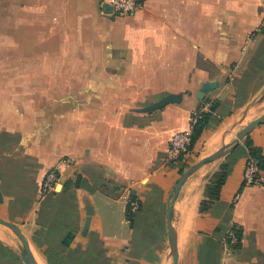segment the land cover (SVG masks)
<instances>
[{
	"label": "crops",
	"instance_id": "crops-1",
	"mask_svg": "<svg viewBox=\"0 0 264 264\" xmlns=\"http://www.w3.org/2000/svg\"><path fill=\"white\" fill-rule=\"evenodd\" d=\"M263 14L264 0H141L123 16L103 0H0V71L10 61L13 72L0 78V217L21 228L38 264H172L174 184L264 113ZM168 94L180 100L144 110ZM212 102L193 149L169 160L170 136ZM249 135L264 156V120ZM247 159L243 139L183 183L177 264H264V187L244 184ZM221 163L220 198L199 212ZM53 165L59 184L40 196ZM0 264H25L3 226Z\"/></svg>",
	"mask_w": 264,
	"mask_h": 264
},
{
	"label": "water",
	"instance_id": "water-1",
	"mask_svg": "<svg viewBox=\"0 0 264 264\" xmlns=\"http://www.w3.org/2000/svg\"><path fill=\"white\" fill-rule=\"evenodd\" d=\"M179 100H180V95L168 94L162 97L160 100L147 106L144 110H152V109L160 108L167 103L177 102ZM263 120H264V113L254 118L249 123H247L245 126H243L241 129H239L236 132V135L233 140H231L228 143L223 144L218 149H216L214 152L200 158L198 161L188 166L181 173L180 177L174 184L169 194L168 201H167V207H166V225H167V233H168V242H169V247H170V251L172 255V264H177V257H178L175 230H174L173 223H172L173 205H174V202L179 194V191L183 183L186 181V179L191 174L196 172L201 166H203L206 163H211L217 159H220L225 154H227L229 151H231L240 141H242L251 132V130L256 125L261 123ZM0 226L8 228L10 231H12L15 234V236L19 240V251H20L21 258L24 263L25 264H38L31 251V248H30V245L27 239L25 238L21 228L17 224L0 217Z\"/></svg>",
	"mask_w": 264,
	"mask_h": 264
},
{
	"label": "built area",
	"instance_id": "built-area-1",
	"mask_svg": "<svg viewBox=\"0 0 264 264\" xmlns=\"http://www.w3.org/2000/svg\"><path fill=\"white\" fill-rule=\"evenodd\" d=\"M110 7L112 13L123 16L134 13L141 6V0H103ZM259 29H264V14L261 19ZM195 119H191L190 126L187 130L177 131L173 133L168 141L167 157L169 160L177 161L179 156H185L188 153V146L191 141V129ZM60 180V171L57 165L48 168L43 174L39 184V195L52 192L57 188ZM243 182L245 185H256L264 187V172L260 171L254 161L246 160L243 171ZM138 202H131V211L138 209ZM230 245H236L240 239L234 232H230L228 236Z\"/></svg>",
	"mask_w": 264,
	"mask_h": 264
},
{
	"label": "trees",
	"instance_id": "trees-1",
	"mask_svg": "<svg viewBox=\"0 0 264 264\" xmlns=\"http://www.w3.org/2000/svg\"><path fill=\"white\" fill-rule=\"evenodd\" d=\"M242 88H246V86H243ZM242 92H244V90ZM217 107H218V103L212 102L210 103L207 110H200L198 113L192 116V119L194 118L195 122L192 124L191 141L188 146V152H190L193 149L194 144L198 141L203 129L209 124L212 114L217 109ZM244 142L248 149L247 160L249 159L253 160L257 168L260 171H264V156L262 154L260 147L254 145L249 134L244 138ZM181 159H183V155L179 156L177 161H180ZM226 180H227V165L225 163H221L217 168V170H215L211 174L209 182L204 188V193H203L204 197L199 202V207H198L199 212H207L211 208L213 203L219 200L221 189L225 184ZM134 199L135 196L131 195L125 208V217L127 220H129L130 225H132L134 221L135 212L131 211V202L135 201ZM235 233L240 239L241 238L240 230L236 229ZM72 237H73V233H69L64 238L63 245L68 246ZM239 246L240 243H237L235 245V248H238Z\"/></svg>",
	"mask_w": 264,
	"mask_h": 264
},
{
	"label": "rangeland",
	"instance_id": "rangeland-1",
	"mask_svg": "<svg viewBox=\"0 0 264 264\" xmlns=\"http://www.w3.org/2000/svg\"><path fill=\"white\" fill-rule=\"evenodd\" d=\"M264 30V29H263ZM1 46V45H0ZM0 60H1V50H0ZM6 60V59H4ZM3 69L0 71V78H2L3 83H7L12 78V64L10 61H3ZM1 67V66H0ZM2 89L1 81H0V90ZM259 91V90H258ZM257 92V91H256Z\"/></svg>",
	"mask_w": 264,
	"mask_h": 264
}]
</instances>
